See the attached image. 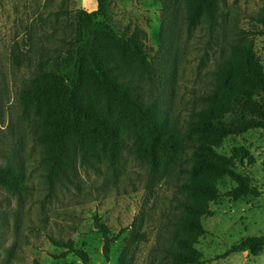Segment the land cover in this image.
Wrapping results in <instances>:
<instances>
[{
	"label": "rangeland",
	"instance_id": "1",
	"mask_svg": "<svg viewBox=\"0 0 264 264\" xmlns=\"http://www.w3.org/2000/svg\"><path fill=\"white\" fill-rule=\"evenodd\" d=\"M216 2V24L202 23L187 36L177 23L165 71L170 72L172 62L169 78L161 84L136 80L145 98L159 93L165 111L180 122L207 90L216 55L230 34L250 30L251 17L264 9V0ZM95 9L96 0H0V165L17 169L28 185L21 195L0 188V264H81L72 254L62 256L64 250L50 238L73 241L92 264H119L129 246L132 264L163 262L162 248L168 243L181 197L173 181L137 161L133 139L124 136L115 164L95 160L78 164L70 182L49 187L42 147L36 140L39 120L20 104V91L39 60L47 62V71L61 75L72 71L82 34L80 11ZM161 11L162 0H110L107 15L98 20L123 37L135 29L144 31L148 58L158 70ZM253 50L264 67L263 37L254 39ZM234 148L252 156L253 163L236 161L235 171L261 194L234 200L226 194L235 183L226 177L215 180L220 197L210 204L212 215L201 218L206 233L195 246L203 255L199 264H264V248L256 255L249 251L225 255L232 245L264 235V129L230 136L216 151L230 156ZM94 217L117 237L108 260L102 255ZM135 222L146 236L144 241H131Z\"/></svg>",
	"mask_w": 264,
	"mask_h": 264
},
{
	"label": "trees",
	"instance_id": "2",
	"mask_svg": "<svg viewBox=\"0 0 264 264\" xmlns=\"http://www.w3.org/2000/svg\"><path fill=\"white\" fill-rule=\"evenodd\" d=\"M109 2L96 0L95 10L80 11L82 34L72 71L65 75L47 71V62L41 59L20 91L21 106L39 120L36 140L43 151L46 182L49 187L70 182L78 164L90 160L115 164L124 136L131 137L133 157L160 178L171 179L181 196L161 264H199L203 255L195 246L206 233L201 218L212 215L210 204L220 197L215 180L226 177L235 183L226 194L234 200L261 194L235 171L236 161L253 163L252 156L243 148H234L230 156L216 148L230 136L264 129V67L253 50L254 39L264 38V9L251 17L250 30L230 34L216 55L207 90L180 122L165 111L159 93L145 98L136 80L161 84L169 78L172 62L170 72L165 71L177 23L187 36L202 23L216 24V0H162L158 70L148 58L144 31L135 29L123 37L98 20L107 15ZM0 188L21 195L28 185L17 169L0 165ZM135 224L131 241H144L145 234ZM93 226L108 260L117 237L97 217ZM50 241L64 250L62 256L72 254L81 264H92L73 241ZM263 248L264 235L232 245L225 255L244 251L256 255ZM132 260L129 246L119 264H132Z\"/></svg>",
	"mask_w": 264,
	"mask_h": 264
}]
</instances>
